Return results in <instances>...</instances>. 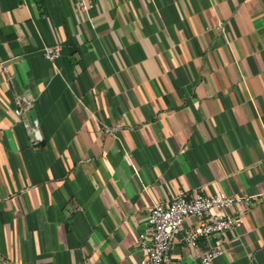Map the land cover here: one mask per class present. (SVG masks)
Returning <instances> with one entry per match:
<instances>
[{"label": "crops", "instance_id": "1", "mask_svg": "<svg viewBox=\"0 0 264 264\" xmlns=\"http://www.w3.org/2000/svg\"><path fill=\"white\" fill-rule=\"evenodd\" d=\"M78 1L0 0V264H142L182 190L253 201L168 264H264V0Z\"/></svg>", "mask_w": 264, "mask_h": 264}, {"label": "built area", "instance_id": "2", "mask_svg": "<svg viewBox=\"0 0 264 264\" xmlns=\"http://www.w3.org/2000/svg\"><path fill=\"white\" fill-rule=\"evenodd\" d=\"M80 10L87 11L92 7L86 0L77 3ZM60 45L48 46L44 49L47 59L54 62L61 56ZM8 71V66L0 63L1 76ZM16 114L22 113L23 106L31 109L32 104L25 96H18L16 100ZM253 196L229 195L227 193L203 194L197 193L188 195L182 190L171 201L167 203H155L150 211L148 223L151 226L152 234L150 242L142 241L144 260L142 264H168L167 255L172 248L176 234L182 228L184 221L191 216L201 220L200 224L186 231L182 240L195 247L198 239L212 234L224 233L241 225V216L234 215L231 210L238 204L251 205ZM221 248H214L201 257L195 264H213L216 257L221 255Z\"/></svg>", "mask_w": 264, "mask_h": 264}, {"label": "water", "instance_id": "3", "mask_svg": "<svg viewBox=\"0 0 264 264\" xmlns=\"http://www.w3.org/2000/svg\"><path fill=\"white\" fill-rule=\"evenodd\" d=\"M13 85L15 86V88H17V85H16L15 81H13ZM35 122H36V118H35V115H34V122L33 123L35 124Z\"/></svg>", "mask_w": 264, "mask_h": 264}]
</instances>
